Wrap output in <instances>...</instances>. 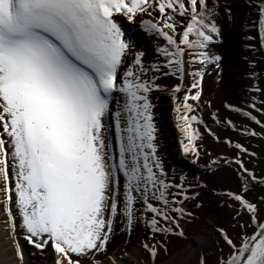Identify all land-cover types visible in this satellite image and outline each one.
<instances>
[{"label": "snow or ice", "instance_id": "obj_1", "mask_svg": "<svg viewBox=\"0 0 264 264\" xmlns=\"http://www.w3.org/2000/svg\"><path fill=\"white\" fill-rule=\"evenodd\" d=\"M256 10L257 32L245 39L264 52V0ZM221 15L236 20L219 0H0V213L17 264H26L25 245L50 264H128L141 226L144 264H157L172 237L186 238L182 221L194 214L185 204L206 185L177 179L158 151L152 94L168 90L159 82L167 77L178 80L170 93L183 158L211 157L203 126L232 153L212 166H227L237 182L219 194L230 228L216 229L214 259L201 253L197 264H264L259 155L250 143L221 140L198 114L204 77L221 60L213 50ZM122 18L133 25L127 32ZM136 21L154 46L151 63L136 50ZM224 107L239 123L212 112L216 124L264 140V87ZM118 221L127 239L110 250Z\"/></svg>", "mask_w": 264, "mask_h": 264}, {"label": "rangeland", "instance_id": "obj_2", "mask_svg": "<svg viewBox=\"0 0 264 264\" xmlns=\"http://www.w3.org/2000/svg\"><path fill=\"white\" fill-rule=\"evenodd\" d=\"M258 2L259 0H219L221 6H231L236 20L233 23L225 19L223 15L220 17L221 34L218 42L213 45V50L221 57V60L219 66L210 67L209 73L204 77L202 112L198 114L202 115L208 127L221 140L231 138L233 142L240 140L250 143L251 149L259 155V159L254 161L258 164L259 171L264 170V140L251 139L248 141L233 130L216 124L211 118V113L217 112L218 116L239 123L236 114L230 113L224 105L238 106L249 93L251 86L259 84L264 87V52L259 50L257 41L245 39L247 35H254L257 32L250 22L256 20ZM121 22L126 32L133 27L126 21V18H122ZM135 24L133 39L136 50L145 51V63H151L156 57L154 46L147 34L138 27L139 21H136ZM252 48L257 50L253 51ZM255 75H259L261 78L254 79ZM159 82L168 89L154 91L152 94L153 112L160 144L158 151L162 156L165 168L170 173L172 169H176L177 179L184 175L186 185L191 183L194 187L196 183H200L206 187L196 189L200 193L198 199L185 204L186 209L194 214L192 218L182 221L186 238L172 237L168 244L167 254L161 251L157 258V264H197L201 253L214 259V242L219 240L216 229L221 226L230 228L232 214L228 207L224 206L225 201L219 198V194L230 189L235 190L237 187L236 177L227 166L221 165L219 168L212 166V159L225 155L231 158L232 153L223 143H217L215 137L209 135L203 126H199L203 135L201 147L212 155L211 157L202 155L195 165L188 163L191 156L186 160L181 154L179 143L181 136L176 127L174 103L170 93V89L178 83V80L175 77H167L162 78ZM185 83L187 84L188 81L186 80ZM209 103L211 107H208ZM209 166H211V170H209ZM261 191L262 189L258 188L253 196L259 195ZM198 204L202 206L197 207ZM119 225L118 221L117 233L110 244V250H116L118 247L122 249L126 242L127 237L120 231ZM143 234V226H141L136 230L131 243L127 245L128 264H133V261L135 264H144V261L147 260V257L137 247V239ZM20 243L24 245L22 239ZM30 252L34 255H29ZM117 254L121 253L118 251ZM25 262L26 264H50V257L25 245Z\"/></svg>", "mask_w": 264, "mask_h": 264}, {"label": "bare ground", "instance_id": "obj_3", "mask_svg": "<svg viewBox=\"0 0 264 264\" xmlns=\"http://www.w3.org/2000/svg\"><path fill=\"white\" fill-rule=\"evenodd\" d=\"M3 220L4 216L0 213V264H17L13 241L9 233L4 231L5 226ZM10 257L13 258L11 259Z\"/></svg>", "mask_w": 264, "mask_h": 264}]
</instances>
